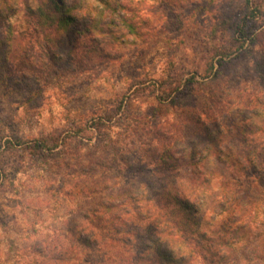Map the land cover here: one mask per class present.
<instances>
[{"label": "clouds", "instance_id": "obj_1", "mask_svg": "<svg viewBox=\"0 0 264 264\" xmlns=\"http://www.w3.org/2000/svg\"><path fill=\"white\" fill-rule=\"evenodd\" d=\"M0 15V264H264V0Z\"/></svg>", "mask_w": 264, "mask_h": 264}, {"label": "rangeland", "instance_id": "obj_2", "mask_svg": "<svg viewBox=\"0 0 264 264\" xmlns=\"http://www.w3.org/2000/svg\"><path fill=\"white\" fill-rule=\"evenodd\" d=\"M6 17L0 15V90L3 91L4 95H8L9 89H12L13 91H22L24 88L27 87V77H19L15 78L17 72H21L24 70L25 65L22 66V68L18 69L17 71H14L15 74H10L9 70L7 69V63H4L2 58V49L4 47L3 41L4 40V32H6L8 25L6 23ZM82 25H77L76 29L82 28ZM247 32H251V30L255 29V25L251 24L250 22L246 25ZM71 41H68L67 46L69 47ZM264 71V70H262ZM14 76V78H13Z\"/></svg>", "mask_w": 264, "mask_h": 264}, {"label": "trees", "instance_id": "obj_3", "mask_svg": "<svg viewBox=\"0 0 264 264\" xmlns=\"http://www.w3.org/2000/svg\"><path fill=\"white\" fill-rule=\"evenodd\" d=\"M25 7H26V14L29 16V17H34V16H36L37 14H34V13H32V11H31V9H30V7L28 6V4H27V2H26V4H25ZM246 23V25H247V23L248 22H245ZM76 26L77 25H73L72 26V30L71 31H68L67 32V36H66V39H62L61 41H59L58 43H59V48H60V51H69V50H71V48L74 46V44H75V32H76ZM63 27H65L66 29L69 27L68 25H67V23L65 22L64 24H63ZM8 28H9V26H8ZM8 28H7V30H8ZM247 28V27H246ZM6 30V31H7ZM247 34H250V32H247V29H246V32H245V35H247ZM6 39V37H4V40ZM4 40H2L3 41V45H4ZM68 41H71V43H70V45H69V47L67 46V43H68ZM4 61V60H3ZM4 63H6L5 61H4ZM7 65V69H10L9 70V73L10 74H12L14 71H17L18 69H20V68H22V66H23V64H21V65H19V66H17V68L16 69H13L10 65H8V64H6ZM261 67V70H264V66H260ZM14 74V73H13ZM15 75V74H14ZM21 77H23V76H21ZM13 78H14V76H13ZM15 78H19V77H17V76H15ZM185 94H187V90H186V93ZM230 123H231V121H230ZM215 135H216V130L213 128V129H206V130H204V135H203V139H209V140H213L214 139V137H215Z\"/></svg>", "mask_w": 264, "mask_h": 264}]
</instances>
